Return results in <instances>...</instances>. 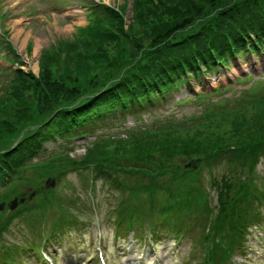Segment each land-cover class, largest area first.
<instances>
[{"label":"trees","instance_id":"1","mask_svg":"<svg viewBox=\"0 0 264 264\" xmlns=\"http://www.w3.org/2000/svg\"><path fill=\"white\" fill-rule=\"evenodd\" d=\"M131 9L126 27L124 7L93 4L88 24L76 28L73 41L59 40L43 50L39 76L11 71L0 96V184L8 187L0 199L15 194L14 181L32 184L26 176L31 169L43 177L92 168L95 177L112 179L128 194L115 216L122 232L146 223L155 236L165 231L178 239L197 229L201 264H227L244 250L249 229L264 224V181L257 183L253 174L264 158V85L233 102L200 96L203 110L190 119L154 122L126 138L96 141L81 159L67 154L39 159L46 141L65 138L96 111L146 100L154 104L185 82L186 72L199 76L200 67L212 72L228 64L251 35L263 44L264 0H132ZM112 44L119 49L109 59L104 45ZM108 59V75L89 73L83 83H74L71 63L77 68L82 60ZM55 66L63 70L62 78L54 77ZM93 80L94 94L87 96L85 85ZM187 162L196 168L185 169ZM218 165L225 174L210 180L214 200L201 172ZM120 173L132 182L119 181ZM38 195L36 203L20 206L13 217L40 210L38 218L45 219L57 210L56 222H63L70 215L52 191ZM10 220L0 218V235Z\"/></svg>","mask_w":264,"mask_h":264},{"label":"rangeland","instance_id":"2","mask_svg":"<svg viewBox=\"0 0 264 264\" xmlns=\"http://www.w3.org/2000/svg\"><path fill=\"white\" fill-rule=\"evenodd\" d=\"M81 1H85L86 4L83 5ZM93 2H105L124 7L127 12L125 13L126 27L132 20V0H0V34H6L2 37L4 40L0 42V47L9 44L15 51V54L7 52L4 48L0 51V56L5 53L6 60L11 61L10 65L0 57V96L13 77L11 69L19 67L35 77L39 76V59L43 50L51 49L59 40L73 41L74 35L78 32L76 28L88 23L86 12ZM3 13H6L4 17H2ZM138 35L142 39L146 36L143 33ZM124 44L125 42H122V45ZM104 47L107 49L109 59L115 55L116 49H119L114 44L104 45ZM15 55L18 60L12 62ZM109 59L88 63L82 60L77 68H74L75 66L71 63L70 69L76 74L74 83L77 81L83 83L89 73L98 77L102 73L105 76L108 75L109 67L105 64L109 62ZM62 71L60 68L57 70L55 66L54 77L62 78L64 74ZM250 73H252V80L237 81ZM257 78L264 80V48L263 51H253L252 54L241 52L239 57L230 60L228 67L178 86L149 108L144 105L142 108L135 107V110H132L134 105H129L123 110H117L105 116L100 122L90 121L89 125L81 129V131H90L85 136L77 135L68 141L59 137L50 139L43 144L45 153H42L39 159L50 153L63 152H68L69 158L73 160L81 159L86 156L85 146L96 137H124L131 129L144 128L155 120L171 118L181 120L197 114L202 110L203 105L189 102L190 96L199 92L210 93L216 89L213 100L223 97L231 100L242 98ZM93 83L94 80L85 85L87 96L94 94L91 91L95 87ZM224 88L227 90H222ZM185 100L186 104L178 103ZM39 159L36 157L33 160L35 162ZM224 174L223 165L214 166L211 170L206 168L201 172V181L214 200L215 192L210 187V180L220 179ZM253 174L257 183L261 184L264 181V158L258 163ZM39 175V171L29 170L26 176L32 184L12 185L14 195L26 197L34 188L43 187L49 176L39 177ZM84 175L91 177L90 172L86 174L71 172L64 177H56L53 188L61 198V202L72 207L70 211L75 216L72 227L67 226L62 231L53 228L57 210L47 213L46 221L43 223L32 220L26 215L27 213L14 218L12 215L9 228L7 227L8 229L1 234L0 245L17 247L16 264H46L39 257L41 250L47 252L54 264H99L97 248H100L103 253L105 264H196L195 257L199 256V260L202 259V251L198 243L196 244L199 234L197 229L191 231L189 238L185 236L178 241L159 234V241L154 240L153 247L143 238L149 233L146 225L137 224L134 235H141L138 238L132 237L131 234L125 235V238L121 235L122 233L116 235L117 222L115 220L113 222L108 215L112 213L116 215L120 204L126 202L127 195L108 184H102L101 181L95 182V187L92 188L84 186ZM120 179L127 183L132 182L122 173H120ZM36 200L37 198L34 197L31 199L32 203ZM11 212L8 208L1 210L0 218L10 217ZM40 212V210L34 211V217L38 219L37 213ZM51 229L55 231V238L50 236ZM245 248L244 256L234 254L229 258L228 264H264V227L250 230ZM0 264H4L2 248H0Z\"/></svg>","mask_w":264,"mask_h":264},{"label":"water","instance_id":"3","mask_svg":"<svg viewBox=\"0 0 264 264\" xmlns=\"http://www.w3.org/2000/svg\"><path fill=\"white\" fill-rule=\"evenodd\" d=\"M51 184V185H53V182H47V184ZM24 201V199H20L19 201L17 200V199H15V200H13L12 201V203L9 205V208L10 209H13L16 205H17V203L19 202V203H22Z\"/></svg>","mask_w":264,"mask_h":264},{"label":"bare ground","instance_id":"4","mask_svg":"<svg viewBox=\"0 0 264 264\" xmlns=\"http://www.w3.org/2000/svg\"><path fill=\"white\" fill-rule=\"evenodd\" d=\"M16 34H18V31H16Z\"/></svg>","mask_w":264,"mask_h":264}]
</instances>
